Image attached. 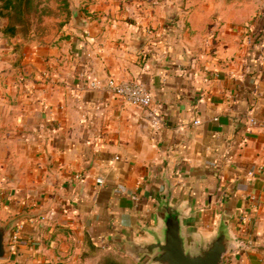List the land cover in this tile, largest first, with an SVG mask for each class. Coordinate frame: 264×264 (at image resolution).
<instances>
[{"label":"crops","instance_id":"crops-1","mask_svg":"<svg viewBox=\"0 0 264 264\" xmlns=\"http://www.w3.org/2000/svg\"><path fill=\"white\" fill-rule=\"evenodd\" d=\"M176 6L168 22L163 4H94L88 27L56 44L0 37V220L42 212L17 225L0 264L122 250L156 226L166 172L175 201L198 210L192 228L231 215L239 245L224 264H264V126L251 122L264 121V17ZM109 79L143 83L153 106L91 87Z\"/></svg>","mask_w":264,"mask_h":264},{"label":"water","instance_id":"water-1","mask_svg":"<svg viewBox=\"0 0 264 264\" xmlns=\"http://www.w3.org/2000/svg\"><path fill=\"white\" fill-rule=\"evenodd\" d=\"M176 6L166 10L168 22L178 17ZM73 25L85 29L88 22L82 18L78 10H72ZM134 41V52H140L148 42V38L139 33ZM13 174V171H10ZM12 180V177L9 176ZM164 191L158 196L155 206L156 226L144 227L145 236L122 239V251L138 264H224L225 259L235 253L239 240L231 227V215L223 212L220 220L210 233L190 226L196 219L198 210L192 205H184L175 201V186L167 175L163 176ZM22 213L6 222L0 220V261H7L11 256L10 241L13 230L24 219L40 216Z\"/></svg>","mask_w":264,"mask_h":264},{"label":"rangeland","instance_id":"rangeland-1","mask_svg":"<svg viewBox=\"0 0 264 264\" xmlns=\"http://www.w3.org/2000/svg\"><path fill=\"white\" fill-rule=\"evenodd\" d=\"M94 4H115L119 11L130 6L134 7L135 4H149L151 6L163 4L166 6V10L176 6V4H229L225 10L228 15L232 17L242 15L250 19V24L264 17V0H69L68 6L51 0L43 1L44 12L42 16L33 18L26 29L20 28L16 37L9 39L3 32H0V37L8 40L20 39L25 42L34 39L42 44H56L64 39L67 32L66 28L70 24L73 25L72 10H78L83 19H92L95 17V12L91 10ZM0 22L3 28L9 24L7 18H1ZM80 264L138 263L129 255L124 254L122 250L88 246L82 252Z\"/></svg>","mask_w":264,"mask_h":264},{"label":"built area","instance_id":"built-area-1","mask_svg":"<svg viewBox=\"0 0 264 264\" xmlns=\"http://www.w3.org/2000/svg\"><path fill=\"white\" fill-rule=\"evenodd\" d=\"M91 87L96 90H103L109 94L116 96L117 98L123 100L124 102L144 108L149 109L153 106V96L147 89V87L140 82H133V81H122V80H115L109 79L106 82L102 83L100 81H91ZM254 125H263V122H258L256 120L251 121ZM154 125L157 127L160 125V121L158 117L154 120ZM264 171V167L261 168ZM97 183L99 185L103 184V180L98 179ZM19 229L18 232L12 236V242L15 244L19 241Z\"/></svg>","mask_w":264,"mask_h":264},{"label":"trees","instance_id":"trees-1","mask_svg":"<svg viewBox=\"0 0 264 264\" xmlns=\"http://www.w3.org/2000/svg\"><path fill=\"white\" fill-rule=\"evenodd\" d=\"M43 1L51 0H0V19L7 18L9 21V24L4 28L0 22V32H3L9 39L16 37L20 28L26 29L33 18L42 16ZM56 1L66 6L69 5V0Z\"/></svg>","mask_w":264,"mask_h":264}]
</instances>
